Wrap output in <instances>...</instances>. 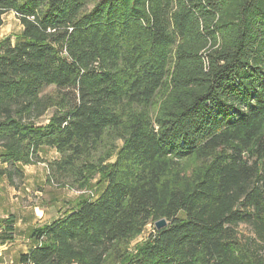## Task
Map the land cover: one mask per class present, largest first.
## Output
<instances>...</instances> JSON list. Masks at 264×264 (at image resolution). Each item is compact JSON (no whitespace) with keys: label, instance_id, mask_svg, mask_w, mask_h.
Instances as JSON below:
<instances>
[{"label":"trees","instance_id":"1","mask_svg":"<svg viewBox=\"0 0 264 264\" xmlns=\"http://www.w3.org/2000/svg\"><path fill=\"white\" fill-rule=\"evenodd\" d=\"M8 12L0 179L19 189L47 147L51 179L106 184L33 228L21 264H264V0H0V28Z\"/></svg>","mask_w":264,"mask_h":264},{"label":"rangeland","instance_id":"2","mask_svg":"<svg viewBox=\"0 0 264 264\" xmlns=\"http://www.w3.org/2000/svg\"><path fill=\"white\" fill-rule=\"evenodd\" d=\"M4 24L0 28V42L4 39L11 38L15 42L23 32V27L20 20L14 12H8L3 16ZM51 90V89H50ZM52 111L42 119V123H47V120L52 116ZM119 149L122 147V143L118 142ZM40 162L33 165L20 166L24 172L23 178L17 176L15 178V183L20 186L19 189L11 190L13 198H18V204L24 207H45L46 214L49 215L47 221L53 220L55 217L60 215H65L69 211L75 209L80 202L85 199H96L99 197L101 192L104 190L106 184L103 180V173H95L91 179L90 186L86 189L78 190L69 184H63L62 182H57L51 179L50 176V164L61 159V155L52 148L44 147L40 151ZM1 156V150H0ZM117 159V153L109 161L105 163V166H110ZM1 162V157H0ZM2 162L0 163V165ZM1 180L8 179L6 177L1 178ZM15 202V201H13ZM15 202V203H16ZM180 217H184L181 214ZM155 226L153 223L149 224L145 231L134 239L130 245L129 249L131 251H136L140 246H142L149 238L150 234L154 232ZM242 235L246 237H254L252 229L246 225L242 224L239 228Z\"/></svg>","mask_w":264,"mask_h":264},{"label":"crops","instance_id":"3","mask_svg":"<svg viewBox=\"0 0 264 264\" xmlns=\"http://www.w3.org/2000/svg\"><path fill=\"white\" fill-rule=\"evenodd\" d=\"M3 167L5 165L1 164L0 168ZM12 188L9 182L0 179V221L10 215L16 217L13 241L1 243L2 229L0 228V264H21L19 261L20 256L28 253L36 246L31 239V230L50 224L64 216L60 215L51 221H47L49 215L46 214L45 207H34L32 209V207L21 206L16 202L18 198H13V194H11Z\"/></svg>","mask_w":264,"mask_h":264},{"label":"water","instance_id":"4","mask_svg":"<svg viewBox=\"0 0 264 264\" xmlns=\"http://www.w3.org/2000/svg\"><path fill=\"white\" fill-rule=\"evenodd\" d=\"M168 226V221L166 219L159 220L155 223L157 230H162Z\"/></svg>","mask_w":264,"mask_h":264}]
</instances>
